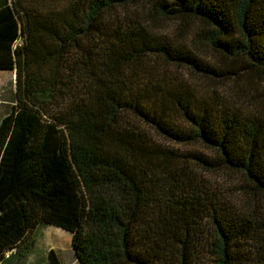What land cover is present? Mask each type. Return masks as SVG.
<instances>
[{"label": "trees", "instance_id": "16d2710c", "mask_svg": "<svg viewBox=\"0 0 264 264\" xmlns=\"http://www.w3.org/2000/svg\"><path fill=\"white\" fill-rule=\"evenodd\" d=\"M45 1L0 0V264L47 225L79 264H264V0Z\"/></svg>", "mask_w": 264, "mask_h": 264}, {"label": "rangeland", "instance_id": "374dc122", "mask_svg": "<svg viewBox=\"0 0 264 264\" xmlns=\"http://www.w3.org/2000/svg\"><path fill=\"white\" fill-rule=\"evenodd\" d=\"M47 2V3H46ZM46 6H52L53 3L50 0L45 1ZM57 4V2H56ZM189 23V24H188ZM153 29L157 31H161L162 34H166L168 36L174 35L176 33V24H178V21L176 22H170V21H164L160 22V20H155L153 23ZM186 24L191 28L192 32H199L201 30V27L197 25L196 22H190L187 20ZM183 39L186 40L188 43L190 39H192V35H186L184 34ZM19 43V41H18ZM189 44V43H188ZM202 44V43H201ZM199 45L196 48H199L202 50V54H208L207 51L204 49V45ZM190 45V44H189ZM191 47H194L192 44ZM213 60V59H212ZM180 74H183L185 79L191 82L198 90H202L198 86L207 87L210 84L203 80H197L192 75L183 73V71L180 70ZM14 79L15 75L13 71H5L0 72V119L7 114L11 107L14 105ZM229 90V94H239L243 98H240L243 101H246L249 95L245 91L246 87L243 85H238V87H234L232 84H227L225 87L224 85L218 88L222 92ZM243 90V91H242ZM242 91V93H240ZM236 99V97H234ZM169 148H172L176 152H182L184 150H197L198 152L214 157L211 152L208 150L199 148L197 145L194 146H175L171 144H167ZM214 176V175H213ZM212 176V177H213ZM214 180L216 181L217 185L219 186V189L222 193H226L230 196L231 200L236 203L238 199L243 198V192L240 190V187H242L245 182L244 179L239 174H231L228 172H219L214 176ZM238 206V204L236 203ZM240 205V204H239ZM247 248L249 247L246 245ZM52 250L56 253L58 260L61 262V264H79L75 257L74 253L71 248V236L68 232L63 231L59 228H56L54 226H40L37 231V237L34 245L28 250L27 254L24 257H17L11 256L9 252H7L6 256L9 258L6 259L1 264H46V255L47 252Z\"/></svg>", "mask_w": 264, "mask_h": 264}, {"label": "crops", "instance_id": "0c3cea01", "mask_svg": "<svg viewBox=\"0 0 264 264\" xmlns=\"http://www.w3.org/2000/svg\"><path fill=\"white\" fill-rule=\"evenodd\" d=\"M8 259V256H5Z\"/></svg>", "mask_w": 264, "mask_h": 264}]
</instances>
